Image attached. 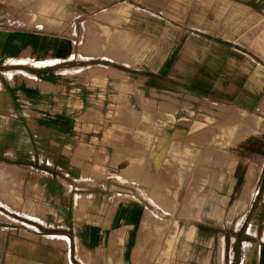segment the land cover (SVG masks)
Segmentation results:
<instances>
[{"label": "crops", "instance_id": "crops-1", "mask_svg": "<svg viewBox=\"0 0 264 264\" xmlns=\"http://www.w3.org/2000/svg\"><path fill=\"white\" fill-rule=\"evenodd\" d=\"M263 20L264 0H0V160L30 200L5 207L0 264H134L147 212L184 199L264 214ZM245 235L238 264H264V218Z\"/></svg>", "mask_w": 264, "mask_h": 264}, {"label": "rangeland", "instance_id": "rangeland-1", "mask_svg": "<svg viewBox=\"0 0 264 264\" xmlns=\"http://www.w3.org/2000/svg\"><path fill=\"white\" fill-rule=\"evenodd\" d=\"M154 8L160 9L156 6ZM33 24L31 21L27 22V25ZM39 24L45 25L44 22ZM263 31L264 20L251 28V34L255 35L249 39L251 50L256 51L263 44L264 37H257V33L263 34ZM251 56L264 59L259 53H251ZM263 115L264 109L251 114L248 134L250 141L257 140L258 137L264 140ZM235 131L236 126L229 129L227 140L219 143L224 146H236L240 137ZM222 152L231 154L237 151L225 149ZM250 158H253V155H250ZM23 173L19 167L0 160V225L11 220L17 222L18 219L16 214H11L15 220H8L4 216L5 207L17 211L18 205L24 204L25 200L26 204L30 205L27 197L29 190L22 180ZM258 200L260 199L248 197L202 198V212L194 214L190 212L193 207L188 206L193 199H184L186 206L180 208L179 212L171 211L172 207L168 213L147 212V220L142 228L145 236L139 239L140 246L134 264H238L240 242L250 239L245 235L247 223L264 218V214L254 213ZM175 203L178 204V199H170V205Z\"/></svg>", "mask_w": 264, "mask_h": 264}, {"label": "bare ground", "instance_id": "bare-ground-1", "mask_svg": "<svg viewBox=\"0 0 264 264\" xmlns=\"http://www.w3.org/2000/svg\"><path fill=\"white\" fill-rule=\"evenodd\" d=\"M118 57V56H117ZM101 71V70H100ZM186 155V154H185ZM179 158V157H178ZM3 170V169H2ZM165 207V206H164ZM165 210V209H164Z\"/></svg>", "mask_w": 264, "mask_h": 264}]
</instances>
